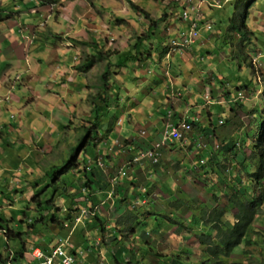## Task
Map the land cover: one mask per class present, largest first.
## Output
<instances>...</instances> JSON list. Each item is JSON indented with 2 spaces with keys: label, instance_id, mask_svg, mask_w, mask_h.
<instances>
[{
  "label": "rangeland",
  "instance_id": "374dc122",
  "mask_svg": "<svg viewBox=\"0 0 264 264\" xmlns=\"http://www.w3.org/2000/svg\"><path fill=\"white\" fill-rule=\"evenodd\" d=\"M132 1L143 12L133 10L127 0H42L40 8H36L39 12L36 15L31 13L33 19L40 20L34 27L35 36L30 34L31 38L23 45L20 54L9 59L10 65L5 72L3 70L6 66L0 64V219L3 220L0 221V254L3 258H11L8 244L13 252L18 244L16 239L8 243L2 228L9 226L13 232L23 230L19 221L35 192L32 184L37 180L45 181V173L55 166H61L69 156L71 148L81 143L80 140L85 134L84 128L94 124L93 101L99 88L103 86L101 78L107 70L114 81L112 91L115 94L112 113L102 118V125H107L114 117H119L123 122V130L127 131L128 117L133 123V118L140 114L144 119L142 122L146 121L144 116L149 117L148 114H152V111L158 114L159 110L165 108L166 99L170 95V100L173 99L175 106L182 111L181 114L188 116L199 113L201 119L195 120L205 128H208L210 122L208 110H212L215 126L220 119H230L233 125L219 127L221 138L218 140L205 139L197 132L200 129L197 126L194 139H191L189 133L187 139L168 144L165 147L167 150L162 152L157 162L148 160L152 166L148 167L147 174L150 172L151 175L141 177L142 181L138 186L140 190L147 187L146 181L154 185L153 189L148 190V194L152 197L150 200L154 201L155 210L152 209L150 201L143 204L139 198L126 199L124 202L129 206L121 214L124 221L116 223L117 218H113L112 208L108 209L107 204L102 203L96 207H99L98 215L104 219L105 228L111 233L102 234L93 230L94 227L88 228L86 222L94 219V216H90L86 221L83 219L80 223L76 222V228L70 230L69 236L78 235L79 239L84 231L96 244L97 239L111 237L113 231L120 229L126 237L134 240L135 247L142 248L145 244L140 239V229L145 228L152 242L155 241L159 233L154 228V221L147 220L150 218L149 212L168 210L169 197L181 192L197 197L199 201L209 197L212 203L206 205V211L208 208H217L218 211L230 212L231 197L240 195L241 188L248 199L252 196L257 198L254 206L255 214L258 212L256 228L260 227L264 232V225L260 224L264 223V199L261 203L258 202L264 194V186L259 187L252 175L260 167L256 163L260 149H264H256L260 135L259 125L264 124V0H250L244 5L242 0ZM16 3L23 4V8L15 11ZM8 4L11 5L6 8ZM30 5L28 0H0V11L4 10L3 13L0 12L4 16L2 22L26 17L34 9ZM34 5H39V1ZM185 12L199 22L200 33L190 46H176L175 43H181V34L190 29V23L184 19ZM146 14L150 18H146ZM243 20L247 26L246 37L238 32ZM153 21L157 25H151ZM205 24L213 27L206 31L202 29ZM153 29L154 33L151 32ZM49 34L52 37L47 39ZM93 40L99 43L100 51L105 57L90 72H80L76 68L87 62L91 50L86 44ZM138 43L143 46L142 54L136 55V62L126 61L130 54L135 55L134 46ZM39 44L43 46L42 50L37 49ZM3 57H0V62ZM244 57L245 61L239 60ZM254 59H258L256 63ZM40 68L42 72L47 70V73L40 74ZM227 91L235 94V99L226 97ZM211 100L214 101L213 105ZM214 105L221 106L213 107ZM50 106L54 107L52 112L45 113L39 109ZM137 106L146 114L141 110L138 114H133L132 111ZM118 133L119 131L115 134ZM147 136L148 133L136 139L140 146L147 147L146 151L153 147V144L150 146V142L143 138ZM198 136L201 139L196 140ZM224 137H231L232 143L238 145V157L229 152L227 146L223 151H217ZM98 141L94 151L104 148V137L99 136ZM82 152L83 148L78 150L77 161H82ZM205 152L207 157H204ZM216 154L215 160H212ZM222 155L225 159H221ZM211 161L220 171L208 174L201 168L205 162V166H209ZM240 162L246 165L253 163V167L244 170ZM73 176L79 178L81 175L75 171L67 178ZM131 180L134 181L129 179V182ZM261 180L264 185V175ZM160 183L165 185L160 186ZM127 187L132 189L135 185L127 183ZM69 190L72 191L71 188ZM140 190L136 193H140ZM211 194H214L212 198ZM116 196L118 195L114 190L110 200L105 201L109 205L112 202L119 204ZM188 201L187 205L192 207L193 201ZM77 202L81 204L80 211L90 208L86 206L84 198H79ZM55 204L67 213L71 202L68 204V200L57 196ZM183 211L185 213V209ZM28 213L32 218L36 216L31 211ZM229 215L226 214L224 219ZM13 217L17 219V223L13 221L8 225ZM61 218L63 221L62 216ZM133 218L136 221L131 225ZM50 219L53 220V217ZM145 220L148 225H143ZM170 220L174 218H169ZM190 224L187 220L180 225L176 223L171 228L163 224L160 232L165 235V246H169V252L182 256L183 263L194 261V264H199L205 258L203 246L198 241L199 235L194 238L192 235L204 229L206 232L208 227H192L187 232ZM207 224L211 225L209 221ZM56 232L59 233V229H54L52 234L57 235ZM133 233L135 236L130 235ZM62 238L64 241L67 239L64 236ZM35 240L29 238L30 242ZM55 240L57 243L58 240ZM86 242L90 243V239ZM185 243L189 248H186ZM118 245L109 247L108 250L111 253L117 252ZM262 246L264 237L262 241H258L256 250H260ZM95 247H98L94 248L97 253L91 254L101 253L105 264L108 259H105L107 253L103 243ZM100 249L104 252L97 251ZM84 250L85 247L81 249L77 246L76 252L85 253ZM186 250L190 253L193 250V253L186 255ZM245 250L246 247L237 248L234 254ZM259 255V260H263L264 251ZM108 258L112 259L110 256ZM239 258L234 255L231 261L237 262ZM238 262L250 264L251 260L241 259Z\"/></svg>",
  "mask_w": 264,
  "mask_h": 264
},
{
  "label": "trees",
  "instance_id": "16d2710c",
  "mask_svg": "<svg viewBox=\"0 0 264 264\" xmlns=\"http://www.w3.org/2000/svg\"><path fill=\"white\" fill-rule=\"evenodd\" d=\"M127 1L132 6L133 10H136L138 12H143V10H141L140 7L136 5L132 0H127ZM247 2H250V0H242L243 5ZM1 12L3 13L4 10H2ZM241 16L244 17V14H242ZM0 17L3 18L2 16ZM146 18H150L149 14H146ZM151 25L155 26L157 24H155L153 21L151 22ZM238 30L237 31L240 34H242L243 37L247 36L246 34L247 26L245 20L241 22V25L238 28ZM154 31H155L154 29L151 30L152 33H154ZM86 46L90 48L91 54L86 63H84L83 65L79 64V66H77L76 68L78 71L84 73L90 72L94 68L95 64L99 63L101 59L105 57L103 56V52L100 51L99 43L96 40H93L92 43L90 44H86ZM142 48L143 46L141 43L136 44L134 46L135 55L130 54L126 59V61L129 60L130 62L131 61L136 62L137 59L135 57H137L136 56L137 54L139 55L142 54ZM239 60L243 62L246 59L244 57V58H239ZM109 76H111V73L109 72V70H107L101 78V81L103 82V86L99 88V92L93 101L92 115L95 119V122L92 126H88L84 128L85 134L82 136L80 140L81 143L71 148L69 156L61 166H55V168H51L49 172L44 174L45 181L37 180L32 184L33 188L35 189V192H33L32 194L33 196L31 197L30 201L29 202L27 201L28 207L23 212V217L19 221L21 227H23V230L22 231L18 230V232H13L9 226H7V228L4 227L2 228L3 230H5V234H6L5 236L7 242L9 243L11 242L12 239H16L18 248H16L15 252H13L14 250L12 251V249L9 248L10 246L8 244L7 245L8 251H10V253H13V255L11 256V258H9V256L8 258H3V256L0 254V264H4V263L8 264L10 260L17 264L30 262L32 260L31 253L34 248L40 247L47 254L48 253L50 254L54 246H56L57 244L55 243L56 242L55 238L59 242L60 239H63L62 238L63 236L64 238H67V236L69 237V235L71 234L70 230L76 228L75 227L76 219L80 214L79 205L81 204L77 202L78 199L84 198L86 206H90V208H94L95 206L97 207V205H99L106 199L107 197L106 193L111 189L112 179L116 176L110 170H108V168L112 170V166L117 165L113 162L118 157H119L118 167L124 165L125 166L124 169L127 170V176H129L128 179L127 176L121 177L120 180L122 181L121 182L119 181L117 183V186L115 187V192L117 193V195H119V199L123 202L126 201V199H130V198L133 200L139 198L143 201H146L148 199L149 196L148 190L149 189L151 190L154 187V185L150 182L145 184L147 186V188H145V193L143 195L142 193H136V197L133 196L128 197L127 190H124L122 188L124 186L127 187V183L128 185H138L139 181L135 180L136 176L134 175V173H136V171L138 170H141V168L135 170L137 166L145 165L146 167H150V165H146L145 163V161H148V159H143L141 161L142 164L139 165L137 164L128 165L129 163L128 159L132 153L140 154L142 153V150H144V149L135 150V148L133 147V144L135 143L134 140L138 139L141 131L138 128L134 130L133 134L128 133L127 131H122V133L119 134L120 143L113 147V143L111 142L109 143V138L111 133H114V131H118L116 129H117V123L119 121V117H114V120L111 123L107 125L106 124L102 125V118L104 116L105 117L109 116L112 113L111 112L112 102L114 101L113 96L115 94L114 91H112L114 81H112L111 77ZM224 84L227 85L226 83ZM225 95L229 96V98L235 99L234 95L231 96V94L229 95L228 93ZM170 99L171 97L168 96L167 97L168 104L164 105L165 108H163L165 111L164 114L165 115L167 114V116L163 114V120H164L163 123H165L164 127H166V124L169 122L168 113L174 112V109L178 108L177 106H175V102L173 101V99L172 100ZM213 102L214 101H212L211 103L213 104ZM175 117L176 116H174L173 118ZM192 118L199 119L196 116H193ZM178 119H179V115H177V117L175 118L174 122L176 124H178ZM195 119L188 120L192 126V130L190 132L191 137H193L192 135H196L194 131L196 132L195 129L198 126L200 129L197 130V132H199V134H202L203 137L207 140H213V139L218 140L219 137L221 138V134L218 133V128L222 126L229 127L230 124L233 125L232 120L222 119L224 121L222 125L217 124V126H215L213 124H210V127L205 128L200 122L196 121ZM127 120L128 121H126V123L129 126L131 124V119L128 117ZM259 121L260 120L258 119V122ZM259 134L260 135L257 138V143H256L258 148L256 149H260L261 147H264V124L262 123H260L259 125ZM248 135L250 134L248 133ZM99 136L104 137V141H103L104 148L99 151H94L93 148L97 147L99 142L98 141ZM226 138L228 137H224V139L222 140L223 143L220 142L221 146L218 147L217 151L219 150L223 151V148L227 146L228 151L232 152L234 156L238 157V153L240 150L237 147L238 145L235 146V143H232L233 140L231 139V137H229V139ZM82 148H83L82 154H84V156L82 158V161L80 160L77 161L76 154L78 150ZM113 149H119L120 151L118 152L119 154L113 152L112 151ZM109 151H111V153H109ZM110 154L111 156H109ZM206 154L207 152L204 153V157H207ZM216 156L217 154L212 160H215ZM258 156H259V160L256 164L257 165L259 164L260 167L257 170V172H254V174L252 175L254 178V182H256L257 185L262 188L264 186L261 180V178L264 175V149H260ZM221 159H225L224 155L221 156ZM100 161L104 163V166H100L99 164ZM199 162L201 163L200 160ZM246 162L247 161H245V163ZM210 163L211 164L209 166H205L206 162L201 165V168L205 170L206 173L210 174L212 172H217V170L220 171L219 167L216 165L214 166L212 161ZM245 163L240 162V165L244 170H249L253 167V163L250 164L248 163V165H246ZM222 170L224 171V168ZM75 171L81 175L79 176V178H75L74 176L72 178H67L72 172ZM193 172L195 171L193 170ZM249 175L251 176V174ZM126 179L128 181L129 179H134V181L131 180L130 182H127ZM158 182L159 181H157V184ZM157 184H155V187L157 186ZM164 185L165 183H160V186H164ZM69 188H71L72 191L69 190ZM125 192L126 194H124ZM135 192L136 191H134L133 193ZM245 193L246 192L244 191V189L241 188L240 195L235 194L234 196L231 197L229 204L230 212L218 211L217 208H214L212 210L208 208L209 212L206 211L207 209L206 205L208 206L209 202L212 203L209 197L202 200L200 199L199 201L198 200L199 198L191 197L184 192L169 197L168 201L170 203L171 210L169 214H167L166 212L164 213L165 215H168L165 218V220L168 221L169 223L173 222V224L169 225V228L176 223L180 225L184 220L190 221L191 223L190 226L187 227V232H190L192 230V227H199V226L208 227L206 232L204 229L201 230V232L199 231L198 233L192 235V237L194 238L198 234L199 235L197 236L198 241L203 246L202 252L204 253L205 258L202 261H200L199 264H244V262L241 263L238 262L241 259H250L251 260L250 264H264V259L259 260L261 257L259 253L264 251V246H262L260 250L258 249L256 250L258 241H262L264 237V232L261 230V228L260 227H258V229L256 228L255 220L257 216L256 214L258 212L255 214L254 206H256L257 204L256 201L257 198L252 196V198L248 199ZM80 194H84L85 197L81 196ZM213 195L214 194H211V198L213 197ZM57 196H60L64 200H68V204L71 202V204H69L70 206L67 209L68 210L67 213H65L66 210L64 209L62 210V208H60L57 204H55V198ZM242 198H245V200H243ZM263 199H264V194L261 198L258 199V202L261 203ZM188 200L193 201L192 207L191 205H187V203H189ZM183 209H185V213ZM29 211H31L32 214L36 213V216L32 218V216L29 215L28 213ZM226 214H230V215L229 217L224 219ZM149 215L150 218L148 219L154 221L155 224H158L159 222L158 226L156 225L154 226V228L158 230V232H160L164 224V222H162V219L159 220V218L157 217V216L160 217V214L149 212ZM51 216L53 217V220L50 219ZM61 216L63 217V221ZM169 218H174V220L169 221ZM13 221L17 223V219L13 217L11 218V220L8 221V225ZM208 221L210 222L211 225L207 224ZM93 222L95 224H92ZM260 224L264 225V223H260ZM143 225L146 224L143 223ZM91 226L95 228L93 230H96L97 232H101L102 234H106V232H108L109 235L111 233L109 229L105 228L104 219L101 218L97 213L94 215V219L92 220V222H89V225L87 227L90 228ZM65 227H67V229H65ZM56 228L59 229V233L56 232L58 234L54 235L52 234V231ZM113 233L114 234L113 236H111L109 243L107 242V238L109 236H103V238H99L101 239L103 246L104 244L107 246V249L111 247L113 242L119 239V235H121L123 231L119 229L117 231H113ZM116 233H118V235H116ZM82 235L83 236L85 235L84 231L81 232L80 236ZM141 235L143 237H140V239L145 240L147 236L145 234H141ZM29 238H35L36 240L35 242L33 241L30 242ZM83 243L84 246L82 243L80 246L85 247V251L94 248L98 249V247H95V245L92 246L93 248L91 247L88 248V246L86 245L88 244V242H86L85 238ZM77 246L79 247V244ZM149 246L150 247L147 246V249L152 250L153 247H151V244H149ZM240 247L242 248L246 247V250L240 253L241 255L239 254V252H236L234 254L235 250ZM135 248L142 250L141 248L138 247ZM75 249H77V247H75ZM75 249L73 250L71 249L70 252L72 254L77 255ZM144 250L146 249L144 248ZM149 255H151L152 263L147 261V257ZM234 255H238L240 257L237 262L231 261ZM171 258H172L170 262L171 264H194V262L183 263L182 256L179 255L172 256ZM114 259L116 260L117 263L123 264L119 259V255L114 256ZM161 262L166 264V262H164L163 259H161L159 256L152 254V252H148V253L145 252L140 256H138L137 253L135 255H132L128 264H161Z\"/></svg>",
  "mask_w": 264,
  "mask_h": 264
},
{
  "label": "crops",
  "instance_id": "0c3cea01",
  "mask_svg": "<svg viewBox=\"0 0 264 264\" xmlns=\"http://www.w3.org/2000/svg\"><path fill=\"white\" fill-rule=\"evenodd\" d=\"M3 1H7V0H3ZM30 3H31V5H30V7L31 8H34L31 12H29L27 15H26V17H24V18H15L14 20H10L9 21V19L8 20H6V21H4V22H2V20H3V18H4V16L3 15H1L0 14V16H2L3 18H0V31H1V34H0V49H1V51H0V53H2V54H0V57H3L2 58V61L0 62V64L2 65V66H6L5 68H4V70H3V72H5L6 71V69L9 67V65H10V60L9 59H11V58H13L14 56H16L17 54H20V51H21V48H23V45H25V43L28 41V38H31L30 37V34L32 35V36H35L34 34H33V31H35L34 30V27H36L37 25H38V23H39V18H34L33 19V15L32 14H34V15H36L38 12H39V10H37L36 8H40L39 6L41 5V3H42V0H28ZM38 2L39 1V5H34V3L35 2ZM44 1V0H43ZM15 2V1H14ZM11 4H8L7 6H5L6 8H8L9 6H10ZM26 5V3L24 4V6ZM20 7L21 8H23V4H21V3H16V10L15 11H18L19 9H20ZM3 10V9H2ZM15 11H12V12H15ZM1 12V11H0ZM32 13V14H31ZM13 15H14V13H13ZM191 18H192V16H191ZM193 19V18H192ZM38 20V21H37ZM206 31H209V30H206ZM50 37H52V35L51 34H49L48 36H47V39L48 38H50ZM34 39H36V37H34ZM42 45H38V47H37V49L38 50H42ZM23 51V50H22ZM43 70H41V68L39 69V73L40 74H46L47 73V70H45V72H42ZM0 72H1V69H0ZM114 87V86H113ZM115 90H117V89H115ZM52 93V92H51ZM231 94V96H233V95H235V94H232V92L230 91V92H225V94ZM171 96V95H170ZM227 97V96H226ZM229 97V96H228ZM215 102H217V101H215ZM171 103H172V101H171ZM209 103H210V101H209ZM214 103V102H213ZM166 104H168V102H167V99H166ZM211 105H213V104H211ZM215 106H221V105H214L213 107H215ZM49 108V109H48ZM48 108H41V107H39V109H40V111L41 112H52V110H53V108L54 107H52V106H50V107H48ZM211 109H213V108H211ZM141 109H139L138 108V106L135 108V110H133L132 111V113L133 114H138L139 113V111H140ZM144 114H146L143 110H141ZM226 112H227V110H225ZM151 112V111H150ZM222 112H223V110H222ZM165 113V111H164V109L162 110H159V112H158V114L157 113H155L154 111H152V114H148L149 115V117H147V116H144V118L146 119V121H144V122H142V120H144L143 118H141V115L140 114H138V116H139V119H138V116H137V118H133V123H131L129 126H128V128H127V132L128 133H132L133 134V132H134V130H136V128H138L141 132H140V136L139 137H142L143 135H145V134H147L148 133V136L147 137H143L147 142H150V146H151V144H153L155 141H157V140H159L160 139V137H161V133L163 132V130L166 128V127H164L165 126V123H163L164 122V120H163V114ZM182 113V111L180 110V108H176V109H174V112H173V116H172V121H175V118L177 117V115H180ZM212 113V110H208L207 111V114H208V116L210 117V122H209V126L208 127H210V124H213V125H215V123H214V121H213V114H211ZM169 114L170 113H168V117H169ZM195 114V116L197 117V118H199V119H201L200 118V114L199 113H194ZM194 114H190L188 117L189 118H192L193 116L192 115H194ZM228 115H229V113H227ZM165 115V114H164ZM165 116H167V114L165 115ZM174 116H176L175 118H173ZM165 118V117H164ZM132 120V119H131ZM167 120V119H166ZM169 120V119H168ZM177 120V119H176ZM142 124H144V126L142 125ZM50 125V124H49ZM122 125H123V122L121 121V120H119L118 121V123H117V129L116 130H118L119 131V133L118 134H121L122 133V131H124L123 130V127H122ZM133 125V126H132ZM167 125V124H166ZM48 128L50 127V126H47ZM160 130H162V131H160ZM118 131H114V133H111V135H110V138H109V141L111 142V143H115L116 145L117 144H119L120 143V140H119V136L120 135H116L115 133H117ZM160 131V132H159ZM193 137H191V139H194L195 137H196V135H192ZM111 139V140H110ZM115 141V142H114ZM109 142V143H110ZM134 144H133V147L135 148V150H140V149H146L147 147H143V146H140L139 145V143L137 142V140L135 139L134 140ZM134 150V151H135ZM167 149L165 148L164 149V151H166ZM113 152H116V153H118V152H120L119 151V149H113L112 150ZM119 154V153H118ZM125 154V153H124ZM139 156V154H137V153H132L130 156H129V159L128 160H132V159H134V158H136V157H138ZM169 156H172V155H169ZM118 159H119V157L118 158H116L115 160H114V162L113 163H115V164H118L119 162H118ZM120 161V160H119ZM147 162V163H146ZM145 163H146V165H150V167L152 166L151 165V162L150 161H145ZM102 164L104 165V163L102 162ZM130 164H134V165H139V164H142L141 162H139V163H130ZM129 165V164H128ZM117 165H113L112 166V173L113 174H115V173H117V175H118V173H119V170H122V169H124L125 168V166L124 165H122V166H120V167H118ZM142 169V170H138V171H136V173H138V175H136V178H137V181H139V182H141L142 180H141V177L143 178V177H147L149 174H150V172L147 174V172L149 171L148 170V167H146L145 165H142V166H137L136 168H135V170H137V169ZM109 169V168H108ZM113 169H115V170H113ZM111 170V169H110ZM146 172V173H145ZM142 173V174H141ZM147 174V175H146ZM116 175V176H117ZM151 175V174H150ZM146 180H147V178H146ZM145 181V180H144ZM143 181V182H144ZM127 182H129L128 180H127ZM147 182L148 181H146V184H147ZM139 184V183H138ZM124 190H127V192H128V197L129 196H133V197H136V192L137 191H139L140 189H139V186L138 185H135V187H133L132 189H128V187L127 188H125V186L124 187H122ZM134 188H137L135 191V193H133V195H132V193H131V191L134 189ZM145 188H147V187H144L143 189H141L140 190V193H142V195L145 193ZM124 194H126V192L124 193ZM122 195H123V193H122ZM145 196V195H144ZM118 202H119V204L116 202L115 204H114V202H112V204H110L109 205V203L108 202H105L106 204H107V208L108 209H110V208H112V211H113V213H112V216H113V218H117V220H115L116 221V223H118L119 221L120 222H122V220L124 221V219H122V215L121 214H123V213H125L126 212V210H127V207L129 206V204H127V203H125V202H123V201H121L120 199H119V195L117 196V198H115ZM150 199H152V197H148V199L146 200V201H143V200H140L143 204H147V202H149L150 201V204H151V206H152V209H154L155 210V206H154V201L153 200H150ZM108 200H110V198H108L106 201H108ZM105 204V205H106ZM109 205V206H108ZM148 206V205H147ZM170 208L168 207V210L166 209V210H161L160 212H153V213H155V214H160V217L159 216H157L158 218H159V220H161L162 219V222H164V225H166V227H168L169 225H171L168 221H166L165 220V218L168 216V215H165L164 213L166 212L167 214H169L170 213ZM99 214V213H98ZM132 216V215H131ZM133 217V216H132ZM137 217V216H136ZM164 218V219H163ZM134 220V221H133ZM133 220L131 221V225H132V223H134L136 220L133 218ZM147 220H151V219H147ZM147 220H145L143 223L144 224H146V225H148V223H147ZM0 221H3V220H1L0 219ZM152 221V220H151ZM88 223V225H89V222H87ZM155 224V223H154ZM158 224H159V222H158ZM158 224H155V226L157 225L158 226ZM141 226V225H140ZM140 226H138V227H140ZM93 226H91V228H92ZM137 227V228H138ZM165 227V226H164ZM171 228V227H170ZM132 231V230H131ZM159 233V236L155 239V241L154 242H152V239H151V237L147 234V230L145 229V228H141L140 229V236L141 237H143L141 234H145L147 237H146V239L145 240H142V242L145 244V246H143L142 245V250H140V249H136L134 246H135V244H134V240H132V239H130V238H128V237H126L123 233L119 236V239L117 240V241H115V242H113L112 243V245H111V248H113L114 247V245H118V243H121V245H118V247H117V252H115V253H111L108 249H107V246L105 245V246H103V248L105 249V253H107V255L105 256V259H108V261L107 262H105V264H119V263H117L116 262V260L114 259V256H118L119 255V259L121 260V262L123 263V264H128V262H129V260L131 259V257H132V255H135L136 253H137V255L138 256H140L141 254H143V253H145V252H152V254H154V255H157V256H159L161 259H163V261L164 262H166V264H171L170 262H171V257L172 256H175L176 254H173V253H171V252H169V246H165V244H166V240H165V235L162 233V232H158ZM116 235H118L117 233H116ZM130 235H132V236H135V233H133V234H130ZM122 236H123V238H122ZM78 235H76V236H74V235H71V236H69V237H67V239L70 241V245H73L71 248H72V250L73 249H75V247H77V245L79 244V246L81 245V243H83L84 242V238L87 240V239H90V243H88V244H86L87 246H88V248L89 247H91V248H93L92 246H94V245H96L92 240H91V238H89V236L88 235H82V236H80V238L78 239ZM84 237V238H83ZM121 237V238H120ZM110 238L111 237H108L107 238V242L109 243V240H110ZM126 238V239H125ZM188 238V237H187ZM73 239V240H72ZM82 239V242H79L78 243V241L79 240H81ZM99 240V239H98ZM196 241V240H195ZM148 242V243H147ZM149 244H151V247H153L152 248V250L150 249H147V246L148 247H150L149 246ZM169 245H171V242L169 243ZM185 245H186V248H189L188 246H187V244L185 243ZM80 248L81 249H83V247H81L80 246ZM144 248L146 249V250H144ZM126 249H127V251H126ZM76 250V249H75ZM85 251V250H84ZM97 251H100V252H104V251H102L101 249L100 250H97ZM184 252V251H183ZM186 252H187V255L188 254H192L193 253V250H192V253H190L189 251H187L186 250ZM91 253H97L96 251H95V249H91V250H87V251H85V253H84V256H82L81 258H79L77 261H79L78 263H76V264H103V259L104 258H102V254L101 253H98V255H94V254H91ZM111 257L112 259H109L108 257ZM147 261L148 262H150V263H152V258H151V255H149L148 257H147ZM192 262H194V261H192ZM161 264H164L163 262H161Z\"/></svg>",
  "mask_w": 264,
  "mask_h": 264
},
{
  "label": "built area",
  "instance_id": "2783aa9c",
  "mask_svg": "<svg viewBox=\"0 0 264 264\" xmlns=\"http://www.w3.org/2000/svg\"><path fill=\"white\" fill-rule=\"evenodd\" d=\"M184 19L190 23V29L187 33L181 34V43H175L176 46H183L188 47L193 42H195L199 36L200 29H199V23L197 20H193L191 18V15H189L187 12L184 13ZM204 30H210L211 26L206 25L203 26ZM258 59H254V63L257 62ZM173 112H170L169 114V122L166 125V128L164 132L161 133V137L159 140L155 141L153 143L152 149L148 151H142V153L139 154V156L136 158V162H141L143 159L152 160L154 162H157L162 155V152L164 151L165 147L168 144L171 143H177L180 141H183L184 139H187L186 136L191 132L192 126L188 120L195 119V118H189L185 114H180L178 119V124H176L174 121H172ZM224 121L221 119L219 120V125H222ZM197 137L196 140H199L201 138ZM199 145H202L199 143ZM100 166H103L102 161H100ZM127 176V170L122 169L119 172V175L115 176L112 180V184L116 185L118 183V180H120L121 177ZM90 212L87 209L82 210L80 217L77 219V222H81L82 219L85 216H88ZM70 241L60 239L59 242H57V245L54 246L51 253L47 254L42 248L37 247L34 248L31 255L32 260L30 262H26L24 264H75L77 260L79 259L80 255H84L83 252H78L75 254H72L70 252ZM69 247V248H68ZM67 248L68 250H66ZM9 264H16L14 262H10Z\"/></svg>",
  "mask_w": 264,
  "mask_h": 264
},
{
  "label": "clouds",
  "instance_id": "9594fccd",
  "mask_svg": "<svg viewBox=\"0 0 264 264\" xmlns=\"http://www.w3.org/2000/svg\"><path fill=\"white\" fill-rule=\"evenodd\" d=\"M1 18V17H0ZM194 20V19H193ZM202 29H203V27H202ZM142 151H146L145 149L144 150H142ZM112 184V183H111ZM117 186V184L116 185H111V189H110V191H108L106 194H107V197H106V199L105 200H107L108 198H110L112 195H113V192H114V190H115V187ZM103 201L102 203H105L106 201ZM102 203H100V204H102ZM100 206V205H99ZM85 209H87V208H85ZM82 210H84V209H82ZM82 210L80 211V214H79V216L77 217V219L80 217V215H81V212H82ZM89 212H90V214L88 215V216H85L83 219H84V221H86L88 218H90V216H94L96 213L98 214L99 213V207L98 208H96V206L94 207V208H89V209H87ZM77 219H76V222H77ZM82 219V220H83ZM89 221V220H88ZM87 221V222H88ZM86 222V223H87ZM80 223V222H79ZM65 240H67V239H65ZM100 243H101V239H97V243H96V246H99L100 245ZM73 246V245H72ZM71 246V247H72ZM70 247V250L72 249ZM82 252V251H81ZM77 253V252H76ZM13 255V253H11V256ZM82 256H84V255H80V257L79 258H81ZM10 262H13V261H9L8 262V264L10 263ZM24 263H26V262H24ZM23 263V264H24ZM17 264V263H16Z\"/></svg>",
  "mask_w": 264,
  "mask_h": 264
},
{
  "label": "bare ground",
  "instance_id": "6f19581e",
  "mask_svg": "<svg viewBox=\"0 0 264 264\" xmlns=\"http://www.w3.org/2000/svg\"><path fill=\"white\" fill-rule=\"evenodd\" d=\"M204 26H206V24L204 25ZM211 26V25H210ZM212 27V26H211ZM211 30V29H210ZM204 150V149H203ZM137 158V157H136ZM136 158H134V159H132V160H129V163L128 164H130V163H132V162H135V163H139V162H136ZM104 166V165H103Z\"/></svg>",
  "mask_w": 264,
  "mask_h": 264
}]
</instances>
